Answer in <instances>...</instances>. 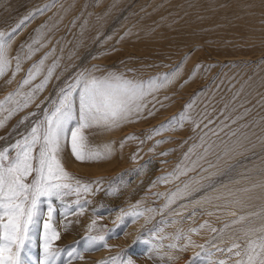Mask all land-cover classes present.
Here are the masks:
<instances>
[{
	"label": "rangeland",
	"instance_id": "374dc122",
	"mask_svg": "<svg viewBox=\"0 0 264 264\" xmlns=\"http://www.w3.org/2000/svg\"><path fill=\"white\" fill-rule=\"evenodd\" d=\"M257 1L264 4V0ZM249 2L0 0V31H10L24 17H30L11 42L9 57L19 55L22 63L20 71L13 76L15 60H12L8 72L0 77V100L17 89L28 69L45 54L48 58L43 72L25 85L23 92L41 82L53 61L58 65L29 106L0 127V150L26 134L43 117L44 111L52 107L60 90L82 71L88 70L97 77L117 73L137 81L176 71L171 83L144 99L145 107L138 118L134 116L132 122L120 123L117 126L120 131L116 127L111 131L106 128L109 137L115 134L112 138L119 149L120 156L114 160L81 163L72 157L70 145L65 144L61 154L65 170L75 180L90 184L91 191L79 196L73 193L62 198H41L38 222L31 226L29 240L22 250L24 264H30L33 256L38 261L44 256V223L48 221L49 207L52 208L49 223L59 233V239L52 242V250L58 253L57 264H121L128 260L132 264H219L220 261L235 264L236 257L227 248L233 243L243 247L248 239L245 230L264 225L263 189L245 194L256 197L250 199L255 202L246 201L247 207L229 203L231 197L215 201L218 193L227 191L220 187L221 183L236 190L248 188L254 177L253 182L264 179V12L254 14ZM37 9L44 11L41 14ZM207 12L215 13L212 21L204 17L208 16ZM250 15L256 24L247 25L241 20L242 16L250 18ZM136 37L141 42L133 39ZM34 39L39 43L32 44ZM157 39L170 43L167 47L159 44L154 48L152 40ZM29 44L37 51L30 59H24ZM216 48L224 49L225 53ZM9 80L11 83H7ZM189 104L191 108L186 115L193 119L171 125L173 118L178 119ZM73 110L78 116V92L73 93ZM6 115L7 112H0V119ZM165 124L170 126L154 134L153 130ZM103 129L84 130L90 148L103 150ZM129 136L136 139H126ZM237 143L243 147L226 154L225 146L232 148ZM239 152L243 155L236 154ZM103 163L112 165L98 172L79 168ZM228 165L235 167L227 175H212L223 172ZM186 169L192 170L178 175ZM196 181L205 187L169 204L171 194L183 189L185 183L200 187ZM209 183L217 192L207 187ZM205 195L211 199L193 205V200ZM133 211L142 215H125L120 224L118 217ZM231 212L236 216L230 215ZM249 213L259 215L249 216ZM241 215L248 219L233 224ZM93 220L96 226L89 231ZM202 223L206 225L203 232ZM212 228L217 231L212 232ZM99 235H104L105 241L90 247L88 237ZM185 238L196 242V247H185ZM139 244L142 247L134 249ZM199 245H204L203 250ZM184 249L188 255L179 254ZM152 259L155 261L151 262Z\"/></svg>",
	"mask_w": 264,
	"mask_h": 264
},
{
	"label": "snow or ice",
	"instance_id": "6c2138e0",
	"mask_svg": "<svg viewBox=\"0 0 264 264\" xmlns=\"http://www.w3.org/2000/svg\"><path fill=\"white\" fill-rule=\"evenodd\" d=\"M48 7L49 5H45V8ZM43 11L44 9H37V12L41 14ZM29 19L30 17H24L10 31H0V77L8 72L12 66V60H15L12 75L15 76L20 71L21 57L17 55L10 58L9 50L18 29ZM36 43H39L38 39L32 41V44ZM32 44L27 45V53L24 59H30L37 51V49H33ZM47 58L48 54H45L43 58L34 63L28 69L27 75L17 89L6 95L3 100H0V112H7V115L0 119V127H3L5 121L10 119L16 112L27 108L35 94L42 91L52 78V74L58 66L56 61H53L52 65L47 68V73L39 84H36L28 92L22 91L25 85H29L37 76L41 75L44 70V61ZM175 75L176 71L174 70L171 74L149 79L148 81H137L117 73H108L105 76L97 77L88 70L82 71L77 74L71 83L60 90L56 99L52 101V107L44 111L43 117L37 120L26 134L22 135L14 144L0 150V264H24L22 250L26 246V241L29 240L31 226L38 222L40 216L39 204L42 197L62 198L73 193L79 196L81 193L91 191L90 184L75 180L65 170L61 156L65 144L70 145L71 155L78 162H97L107 159L111 155V147L105 146L102 151L90 148L84 130L92 127L111 129L119 126L121 122H132L131 118L134 116L138 118L143 111L145 107L144 99L160 87L171 83ZM7 83H11V80ZM76 92L79 94L78 116L73 110V93ZM6 105H11V107H5ZM37 107L39 106L37 105ZM188 108H191V104L186 106L185 112L181 113L178 119L173 118L170 124L182 125L184 121L190 120L191 118L186 115ZM73 121H76L74 127L71 126ZM21 123H23V120H21ZM170 124L162 125L160 129L153 130L154 134H159V131L168 128ZM213 134L216 135L215 132ZM232 135H235V133H232ZM126 139H136V137L129 136ZM157 143H160V141H157ZM225 147L227 154L235 153L236 147H243V145L237 143L235 147L229 148L227 145ZM207 151L206 148L205 152ZM236 154L243 155V152ZM234 167V165H228L223 172L213 173L212 175L225 176ZM190 170L192 169L180 171L178 175H186L187 171ZM29 177H32L30 181ZM244 178L248 179L249 177L245 176ZM195 183L199 184L200 187H193L190 183H185L183 189L178 188L177 192L172 193L169 197V204L174 203L177 198L182 199L192 196L193 193L199 192L205 187L200 184V181ZM229 183H239V181L229 180ZM207 187L213 192H217L212 183H209ZM220 187L227 189V191L226 193H218L215 199L231 197L229 203L247 207L246 201L252 199V197L238 194H247L253 189H264V180L253 183L250 188L232 190L224 183H221ZM210 199L211 197L205 195L200 199L193 200L192 203L196 205ZM77 203H79V200H77ZM181 207L185 206L181 205ZM82 213L83 208L80 209V214ZM125 215L138 217L142 213L135 211L122 213L118 217L120 224L124 222ZM177 215H180V213H177ZM230 215L236 216V213L231 212ZM248 215L257 216L259 213H249ZM51 219L52 208L49 207L48 221L44 223V259H41L39 264H56L55 258L58 253L52 250V242L59 239V233L49 223ZM246 219H248V216L241 215L232 223H240ZM120 224H117V227ZM95 226L96 221L93 220L89 225V231L94 229ZM192 231L195 232L196 229ZM211 231L216 232L217 229L212 228ZM244 235L248 239L243 247L239 243H233L227 248V252L236 257L235 264H264V225L258 228L249 227L245 230ZM88 240L91 247L104 242L105 236H89ZM188 243L191 244V240ZM104 246L107 247L106 244ZM198 247L203 250L204 245ZM217 251H223V249L217 248ZM69 255H73V253H69ZM80 258L82 259V257ZM116 259L113 258L114 261ZM121 264H132V262L130 260L122 261ZM219 264H226V262L220 261Z\"/></svg>",
	"mask_w": 264,
	"mask_h": 264
},
{
	"label": "bare ground",
	"instance_id": "6f19581e",
	"mask_svg": "<svg viewBox=\"0 0 264 264\" xmlns=\"http://www.w3.org/2000/svg\"><path fill=\"white\" fill-rule=\"evenodd\" d=\"M200 1V0H199ZM220 1V0H219ZM226 1V0H225ZM235 1V0H234ZM202 2V1H201ZM212 2V1H211ZM198 3V2H197ZM200 3V2H199ZM198 3V4H199ZM236 3V2H235ZM240 3V2H239ZM214 4V3H213ZM217 4V3H216ZM248 4V3H247ZM208 6V5H207ZM200 7V6H199ZM204 7H205V5H204ZM203 7V8H204ZM211 8H212V6H210ZM249 8H250V10H252L253 11V13L255 14V13H257V15L260 13V12H264V4H261V3H259V1H257V0H251V2H249V6H248ZM201 8V7H200ZM227 8V7H226ZM196 9V8H195ZM194 9V10H195ZM197 10H198V7H197ZM212 10V9H211ZM195 12V11H194ZM238 12V11H237ZM208 14H206V15H208V16H204V17H208V20H211V18L213 17V15L215 14V13H213V12H207ZM250 13H252L251 11H250ZM249 13V14H250ZM203 15H204V13H202ZM261 14V13H260ZM195 15H196V13H195ZM196 16H198V15H196ZM199 16H200V14H199ZM198 16V17H199ZM248 16V15H247ZM200 17H202V16H200ZM215 17H217V16H215ZM238 17H240V16H238ZM246 17V16H245ZM223 19V18H222ZM204 20H206V19H204ZM207 20V21H208ZM241 20H243L247 25H254V24H256V21L254 20V17H253V15H250V18H243V16L241 17ZM240 20V21H241ZM212 21V20H211ZM242 21V22H243ZM192 22V21H191ZM194 22V21H193ZM237 23V22H236ZM198 24H200V23H198ZM234 24V23H233ZM233 24H231L232 25V27H231V29H232V31L233 30H235L234 28H233ZM194 25V24H193ZM217 26V25H216ZM220 26H222V25H220ZM219 26V27H220ZM240 26V25H239ZM243 26H245V25H243ZM242 27V26H241ZM246 27V26H245ZM244 27V28H245ZM221 28V27H220ZM236 28H238V27H236ZM248 28H251L250 26L248 27ZM253 28V27H252ZM254 29H256V28H254ZM238 31H239V29H238ZM243 31H245V30H243ZM250 36V35H249ZM133 39H135L137 42H141V41H139V38H133ZM215 39L216 38H214V40L213 41H215ZM157 41V42H156ZM249 42V38H248V40H246V42ZM258 41V40H257ZM152 42H153V44H152V47H154V48H156V46L157 45H159V44H164L165 46L168 44V43H170V42H163V41H160L159 39H157V40H152ZM216 42V41H215ZM144 43V42H143ZM260 43V42H259ZM227 44V43H226ZM142 47H144L143 46V44L141 45ZM141 47V48H142ZM167 47V46H166ZM240 47V46H239ZM238 48V47H237ZM241 48V47H240ZM220 50V53H225L224 52V49H219V48H216V50ZM239 50H241V49H239ZM234 51V50H233ZM239 52V51H238ZM232 53V52H231ZM162 54H163V52H162ZM230 55V54H229ZM166 56V55H165ZM169 56V55H168ZM228 58V57H227ZM234 59V58H233ZM257 73V72H256ZM259 73V72H258ZM257 76H259V74L257 75ZM163 88H165V87H163ZM170 88H172V87H170ZM191 119H193V117L191 118ZM193 121V120H192ZM121 124H122V122H121ZM124 124V123H123ZM123 126V125H122ZM122 126H120V128H122ZM117 128V127H116ZM115 128V129H116ZM114 129V128H113ZM113 129H112V132H113ZM104 130V132L102 133V136L104 137L103 139L105 140L104 141V145H103V150H104V148H105V146H110L111 147V155L109 156V158H107V159H111V161L112 160H114L115 158H117L118 156H120L119 154H117L118 152H119V149H118V146H117V144L115 143V141H114V139L112 138L113 136H110L109 137V134H108V131H107V129L106 128H104L103 129ZM116 130H119V128H117ZM109 131H111L110 129H109ZM115 131V130H114ZM120 131V130H119ZM112 132H110V133H112ZM115 137V136H114ZM121 152H123V150L121 149ZM110 161V162H111ZM108 165H112V163L111 164H105V163H103V164H101V165H95V167H82V165L79 167V168H82L83 170H85V171H88V170H90V171H92V172H98V171H103V170H106L105 169V167H107ZM80 171V170H79ZM263 174V173H262ZM264 178V177H263ZM244 179V178H243ZM254 179H255V177H254ZM253 179V180H254ZM258 179V178H257ZM253 180H252V183L251 184H253V183H255V182H253ZM262 180H264V179H262ZM251 180H249L248 181V183L250 182ZM258 181H260V178H259V180ZM249 186V187H248ZM247 187L248 188H250L251 187V185H247ZM240 189V188H239ZM258 191H260L259 189H257ZM257 190H255V191H253V192H257ZM264 190V189H263ZM226 193V192H225ZM250 193H252V192H250ZM243 193H241V195H242ZM239 195V194H238ZM262 195H264V194H262ZM244 196H245V194H244ZM255 196H257L258 197V195H255ZM251 197H253V195L251 196ZM228 197H226L225 199H227ZM254 198V197H253ZM256 198V197H255ZM254 198V199H255ZM232 199V198H231ZM262 200H264V198L262 199ZM215 201H219V200H215ZM250 202L252 203V202H255V200L253 201V200H250ZM218 203H220V202H218ZM63 207V206H62ZM64 208H65V206H64ZM257 209H258V207H257ZM256 210V209H255ZM252 211V210H251ZM63 213V212H62ZM61 217V216H60ZM38 225V224H37ZM201 225H203V227H201ZM200 225V227H201V229H200V231L201 232H203L205 229H206V225H204V223H202ZM67 228V227H66ZM197 230H199L198 228H197ZM200 235H201V233H200ZM194 236H199V235H194ZM127 238H128V236H127ZM73 239V238H72ZM184 246L186 247V245H187V247H189L190 249H194L195 247H196V242H192V240H191V244H189L188 243V241H189V238L188 239H184ZM140 247H142V245L141 244H139V245H137L136 247H134V249H136V250H139L140 249ZM29 248V247H28ZM146 249H148V248H146ZM29 250V249H28ZM185 250V249H184ZM184 250H182V251H179V254L180 255H184V254H187V252H186V250L184 251ZM235 251V250H234ZM136 252V251H135ZM173 252V251H172ZM29 253V252H28ZM188 255V254H187ZM37 256V255H36ZM99 256V255H98ZM217 256V255H216ZM57 258V257H56ZM216 258V257H215ZM42 259H44V256H42ZM185 259V258H184ZM37 262H36V261ZM149 261H150V258L148 259ZM153 261H155V259H152L151 260V262H153ZM232 261H234V260H232ZM226 262V261H225ZM77 263V262H76ZM75 263V264H76ZM91 263V262H90ZM147 263V262H146ZM145 263V264H146ZM30 264H39V261L37 260V258L36 259H34V256H33V258H32V260H31V263ZM57 264V263H56ZM58 264H60V262L58 263ZM80 264H81V262H80ZM85 264V263H84ZM86 264H89V263H87L86 262ZM154 264V263H153Z\"/></svg>",
	"mask_w": 264,
	"mask_h": 264
}]
</instances>
